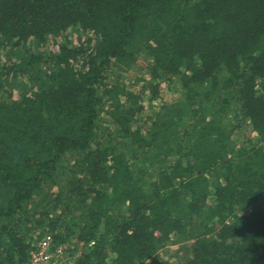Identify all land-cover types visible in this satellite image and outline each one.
Segmentation results:
<instances>
[{
    "label": "trees",
    "instance_id": "obj_1",
    "mask_svg": "<svg viewBox=\"0 0 264 264\" xmlns=\"http://www.w3.org/2000/svg\"><path fill=\"white\" fill-rule=\"evenodd\" d=\"M5 47L0 264H264V0H0Z\"/></svg>",
    "mask_w": 264,
    "mask_h": 264
},
{
    "label": "rangeland",
    "instance_id": "obj_2",
    "mask_svg": "<svg viewBox=\"0 0 264 264\" xmlns=\"http://www.w3.org/2000/svg\"><path fill=\"white\" fill-rule=\"evenodd\" d=\"M22 51L21 50H17V49H11L9 47H5L0 51L1 57L0 60H5V58H7V55H10V58H18L21 55ZM141 59H138L134 66L131 69V72L128 74H124L122 75V80H124V82L126 84H128L130 86V83L133 81V77L136 76L137 74H141V68H143L145 66L144 61H146V58L141 56ZM12 61H14V59H12ZM42 68V67H41ZM45 67H43L42 71L44 70ZM50 68V67H49ZM140 69V70H139ZM49 70L48 68L46 69V71ZM49 74V71L47 72ZM134 86H138V84L134 85ZM177 95L173 94L172 91L167 90L165 88V90H163L160 94V97L158 99L157 104H160V102H172L174 100H176ZM246 135V131L245 129L241 128V132L239 134L240 139L243 138V136ZM187 248H185L183 251H178V247L174 246V245H170L167 248H164L163 250H161L158 255L154 258H152L151 260H148L142 264H183V258L186 257V250ZM179 254L180 257H178L176 254ZM179 258V259H178ZM178 261V262H177Z\"/></svg>",
    "mask_w": 264,
    "mask_h": 264
},
{
    "label": "built area",
    "instance_id": "obj_3",
    "mask_svg": "<svg viewBox=\"0 0 264 264\" xmlns=\"http://www.w3.org/2000/svg\"><path fill=\"white\" fill-rule=\"evenodd\" d=\"M73 243L69 245L64 242L57 246L51 235H45L29 253L27 264H74L80 255L82 243L76 240H73Z\"/></svg>",
    "mask_w": 264,
    "mask_h": 264
}]
</instances>
